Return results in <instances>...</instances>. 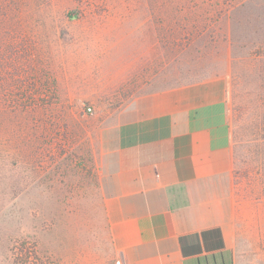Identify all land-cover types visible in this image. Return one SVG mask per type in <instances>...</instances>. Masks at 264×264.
<instances>
[{
  "label": "rangeland",
  "instance_id": "374dc122",
  "mask_svg": "<svg viewBox=\"0 0 264 264\" xmlns=\"http://www.w3.org/2000/svg\"><path fill=\"white\" fill-rule=\"evenodd\" d=\"M263 50L264 0H0V264H125L100 129L145 91L218 76L232 108L259 90L245 75ZM239 150L232 260L264 264V166Z\"/></svg>",
  "mask_w": 264,
  "mask_h": 264
},
{
  "label": "crops",
  "instance_id": "0c3cea01",
  "mask_svg": "<svg viewBox=\"0 0 264 264\" xmlns=\"http://www.w3.org/2000/svg\"><path fill=\"white\" fill-rule=\"evenodd\" d=\"M118 112L99 131L97 169L125 264H233L244 212L227 77L148 90Z\"/></svg>",
  "mask_w": 264,
  "mask_h": 264
},
{
  "label": "trees",
  "instance_id": "16d2710c",
  "mask_svg": "<svg viewBox=\"0 0 264 264\" xmlns=\"http://www.w3.org/2000/svg\"><path fill=\"white\" fill-rule=\"evenodd\" d=\"M258 54L262 59L264 58V50L263 53ZM258 71L257 75L247 73L245 78L248 80L247 83L255 79L259 83V90L255 88L250 92L247 89L243 101L230 107V127L236 167L240 160L239 148H242V153L249 156L250 160L243 161L244 163L249 165V162L256 160L255 162L259 161L264 166V67L258 68ZM251 168L246 169L245 175L252 173Z\"/></svg>",
  "mask_w": 264,
  "mask_h": 264
},
{
  "label": "built area",
  "instance_id": "2783aa9c",
  "mask_svg": "<svg viewBox=\"0 0 264 264\" xmlns=\"http://www.w3.org/2000/svg\"><path fill=\"white\" fill-rule=\"evenodd\" d=\"M88 111H92V108H91V107H89V108H88Z\"/></svg>",
  "mask_w": 264,
  "mask_h": 264
}]
</instances>
